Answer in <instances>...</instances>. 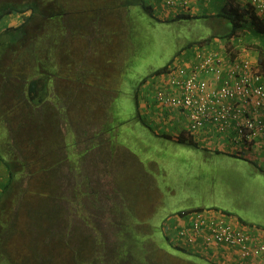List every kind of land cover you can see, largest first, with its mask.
I'll list each match as a JSON object with an SVG mask.
<instances>
[{
  "label": "rangeland",
  "instance_id": "374dc122",
  "mask_svg": "<svg viewBox=\"0 0 264 264\" xmlns=\"http://www.w3.org/2000/svg\"><path fill=\"white\" fill-rule=\"evenodd\" d=\"M6 1L25 0H0V3ZM123 1L41 0V9L45 12L49 23L44 25L43 17H35L27 25L28 37L2 51L0 58V151L6 154L9 150L12 159H18V162L12 161L19 165L16 170L14 169V174L16 176L20 173L17 185L21 191L45 194L50 198V204L64 208L73 219H76L70 225V231L77 225L82 230V239H89L95 234L94 228H96L99 236H93L91 243H86L88 247L92 244L91 248L89 247L91 253L96 251L95 255L103 256L104 263L98 262V264H116L113 258L115 247L125 238L118 236L119 230L128 225L126 230L128 235L132 236L131 229L136 224H140L135 218L143 222L147 221L146 224L151 223L156 228L161 226L167 212L178 206H183L181 209L188 207L191 209L203 202H211L220 207H223V204L230 207L238 203L243 208L251 209L257 203L256 197L251 195L250 186L231 181L234 176L230 177L232 175L230 171L234 165L232 162L229 163L228 159H225L221 166L215 160L216 177L214 179L210 170L209 176L201 172L203 168L197 166L196 162L194 169H192L194 163H184L182 178L174 182L175 186H172L171 184L174 183L168 178L174 177L175 169L181 168L176 167L179 158L172 156H178L173 151L177 149L175 147H171L172 150L168 153L164 149H157L158 153L137 155L138 158L132 159L128 169L119 172L128 174L123 186L122 182L117 184L115 181H98L100 175L98 178L97 172L101 166L97 167L98 160L94 157L95 152H89L85 146L89 145V141L98 134L100 140H105L107 145L109 144L108 140L111 139L103 133L100 134L99 127L109 124L107 130L112 133V130L120 125L121 119L111 117L110 120L106 117V111L120 104L126 112L125 115L129 111L132 112V106L137 107V104L133 102L132 92L140 79V74L145 75L147 70L170 66L177 60L184 61L182 58L189 49L187 46L189 42L200 40L213 31L211 24H207L205 19L200 18H182L166 23H160L158 20L156 22L154 18L148 19L144 14L140 15L139 12L143 9L137 11V7L132 10ZM151 1L154 2V0H148V2ZM158 1L160 0H156L157 3ZM60 7L66 10L64 15L48 17ZM21 19L22 17L18 14L2 18L0 32L4 28L19 24ZM135 31L138 33L136 34ZM126 34L134 36L127 41L123 38ZM141 38H143L142 43L138 44L135 51L138 55L135 61L136 70H133L132 64L129 70H123L124 86L115 89L120 103L109 105V97L106 96L102 100L99 95L100 82L91 84L94 86L88 85L87 79L90 76L87 74L95 73L96 75L100 73V69L106 73L109 72L114 67L116 56L120 57L127 51L124 49L126 43L136 48L135 42ZM183 46L188 48L181 52ZM32 47L34 57L33 54L30 55ZM133 52L129 50L127 55ZM35 58H37L36 61ZM130 62V57L125 60V64ZM36 63L39 67L37 71L34 67ZM53 63L57 64L55 70L58 74L53 85L49 87L43 101L35 104L34 107H29L22 84L35 74L46 69L52 70ZM21 71H23L22 74ZM114 72H117L115 68ZM147 75L148 73L145 76ZM142 83H139L138 89ZM65 95H68L69 99L65 98ZM157 100L162 104L156 97ZM12 106H15L13 109L17 108V111L12 112L10 110ZM101 109L104 111L102 115ZM94 111H98V116L92 118V115H95L92 113ZM182 114L185 115V113ZM141 127L145 130V127ZM206 129H209V123ZM193 131L197 134L196 130ZM121 136L122 133L119 137ZM127 137L118 145H137L134 144V138L137 137L135 134L128 140ZM166 139L163 143L154 137H149L146 145H181ZM186 144L196 145L195 142ZM92 145H105V143L99 141ZM179 150L181 155L193 152L192 149L187 148H179ZM43 154H46L44 158ZM152 157L157 159L159 157L164 163L172 166L171 172L166 169L167 180L164 182L166 187L162 189L167 198V205H162L159 209L156 207L158 212L154 214L140 212L154 208L139 205V198L142 195L153 197L152 192L156 191L153 180L160 178L159 174L150 172L148 163ZM103 166L101 171L109 168L111 172H114L111 164H107V167ZM219 169H221V179L218 174ZM186 170L191 171L190 174L185 173ZM173 187L174 191L168 192ZM256 188L254 186L255 190ZM46 196L44 198H47ZM173 196L177 197L178 201L172 200ZM139 233L140 231L137 234ZM73 240L76 242L75 239ZM99 242H101L98 246L100 249L97 248ZM159 256L160 254L156 258L159 259ZM161 260H168V264H190L188 261L173 257L164 256Z\"/></svg>",
  "mask_w": 264,
  "mask_h": 264
},
{
  "label": "crops",
  "instance_id": "0c3cea01",
  "mask_svg": "<svg viewBox=\"0 0 264 264\" xmlns=\"http://www.w3.org/2000/svg\"><path fill=\"white\" fill-rule=\"evenodd\" d=\"M146 1L148 2V0ZM160 1H158V3L156 2V0H154V2H149L153 5L157 17L160 19H172L179 14L201 15L217 13L220 12L223 7L228 6L230 0H192V8L190 9V11H176L172 9V11L168 10L167 12L162 9V4H159ZM129 8L135 10L134 8L136 7L130 6ZM138 10H140L139 7L137 8V11ZM141 14L142 13L140 12V15ZM146 18L151 19L147 15ZM212 30L214 29L212 28ZM213 32L214 31H211L209 35L205 36L204 38L211 36ZM253 32L254 31H251L248 36L243 38V40L242 38L236 39L238 41L233 40V52L234 54H236V51L244 53L245 56L250 59V62L254 65L255 68H258L259 72L262 74L263 78L261 79L260 83H262L264 86V72H262L260 70V67H258L260 50L263 51L264 55V32L261 33L257 31L255 32V34ZM135 33L137 34L138 32L135 31ZM133 36L134 35L126 34L123 35V38L127 41H130ZM142 39L143 38L135 42L136 48L134 46H129L128 43H126L127 45L124 46V49L127 51L123 52V55L120 57L116 56L114 67L109 72L106 73L104 72V70L102 71V69H100V73H97L96 75L95 73H91L95 77H88V85H95L100 82V85H98L99 95H101L102 100L106 96L109 97V105L113 106L114 103H120L119 98L117 97L118 93L115 89L124 86L123 70H129L131 64L133 70H136L135 61H137L138 55H136L137 53L135 51L138 44L142 43ZM250 40L256 43V45H260L261 49L259 50L258 47H252L253 49L247 47L245 43L246 41ZM223 44L224 41L222 39L220 40L217 38H213L209 43L203 46L194 44V47L191 48L192 46H189L188 50H186L188 48L186 47L182 50V52L186 50V54L183 56L182 60L186 61L189 65L197 62V60H199V55L196 53L198 51V47H201L203 50L207 47L206 50L208 51L212 50L218 54L225 55L226 51H224L225 49L223 48V46L221 47V45ZM129 50H132L134 52L127 55V52L129 53ZM125 54L127 56H124ZM129 57L131 58V62L129 64H125V60ZM229 65L230 62L227 59H223V71H226ZM114 68L117 70L116 73L114 72ZM157 69L158 68H156L155 70H147L145 71V75L147 73L149 75ZM145 75L140 74V79L137 81L136 87L133 89V102L137 104V107L132 106V112L129 111V113L125 115L126 112L123 110L120 104H116L111 109L107 108L108 110L106 111V117H108L110 120L111 117L121 119V121L119 122L120 125L117 126L118 128L112 130V133L108 132L107 130L109 124L104 127H101L100 125L99 127V133H103L104 136L111 139L108 140L109 144L107 145L105 140H100V136L98 134L94 135V137L89 141V145L85 146V149L89 152H95L94 157L97 158L96 160H98L97 167L101 166L97 172L98 178L100 175V179H98V181H115L117 182V184L122 182L121 185L123 186L124 179H127L128 174H121L119 173L120 170L128 169V165H130L132 159L138 158L137 155L139 156V154L143 155L145 153H158L156 152L157 149H164L168 153L171 152V147L177 148L173 151H175L178 156H172L179 158L177 160L178 164H176V167L181 168L175 169L174 177L171 176L170 178H168L172 183H176L178 179L182 178V165L184 163H194L192 165V169H194L196 168V162L197 166L203 168V170L201 169V172H204L206 176H209L208 172L210 170L211 176L214 179L216 177L215 160L217 161L218 165L221 166L224 163V160L228 159L230 160L229 163L232 162V164L234 165L233 169H231L230 171L232 173L230 177L232 178L234 176L231 181H236L238 183H241V185L250 186L251 195H254V197H256L257 203L253 205L251 209L243 208L238 203L235 205H231L230 207H228L226 204H223V207H220L215 204H211V202H203L202 204H198L197 206L195 205V208L191 209H189V207L187 209H181V207L183 206L174 207L172 210L167 212L166 216L162 220L164 230L166 229L165 223L167 222L168 218L177 213H180V211L193 210L197 208L220 209L225 212L233 213L241 221L249 225L260 226L264 228V142L260 141L255 145H243L242 143L235 142L233 140V135L221 133L214 129L210 130V128L204 129L203 132L195 134L194 131H192L190 128V121L186 115L182 114L177 109H173L161 104L160 102H158V100L156 101V94L153 85L142 83L140 89L137 88L139 83L143 82L144 79H146V77L148 76ZM206 77L210 79L211 82L217 84L219 81H223L222 79L225 78V75L218 77L215 73H208L206 74ZM96 81L97 83H95ZM116 107L118 109H115ZM101 110L102 111H100V114L102 115L104 111L103 109ZM92 113H95V115L91 114L92 118L98 116V111H94ZM141 126L145 127V130H143ZM146 130H151L154 133H147ZM120 133H122L121 137H119ZM133 134L137 136L134 138V144L137 145H130L129 143V145H118L119 142H123L124 139H126V136H128V140ZM140 134H143L144 136H139ZM149 137H154L157 141H161L163 143L167 140L166 138H168L169 140L181 143V145H146ZM99 141L105 143V145H92L93 143H98ZM190 141H193V143L195 142L196 145L186 144ZM179 148L192 149L193 152L189 153L188 155H181ZM123 155H125L126 157H124ZM107 164L112 165L111 168L112 171L114 170V172H111L109 168V171L107 170V168H104L103 171H101L102 166L105 165V167H107ZM148 165L150 172L159 174L160 178L159 180L157 178L153 180V184L155 185L156 190L152 192L153 197L149 198V195H142L141 198H139V205L142 207H153V210L146 209L140 212L154 214L158 212V210H156V207L159 209L160 206L167 205V198L162 192V189L166 187L164 186V182L167 180V178H165V175L167 173L166 169H169L171 172L172 166H170L169 163H164L163 160L159 157L158 159L157 157H152ZM190 172L191 171L187 172L186 170L185 173L190 174ZM220 172L221 169H219L218 172L219 176L221 175ZM7 174L8 172L6 169V165L4 164V161L0 159V191L7 182ZM221 178L222 176H220V179ZM175 183L171 185L175 186ZM254 186L257 187L256 190L254 189ZM172 191H174V187L168 192ZM145 196L148 197L145 198ZM172 200L178 201L177 197L175 196L172 197ZM214 261L220 264H226L223 261Z\"/></svg>",
  "mask_w": 264,
  "mask_h": 264
},
{
  "label": "trees",
  "instance_id": "16d2710c",
  "mask_svg": "<svg viewBox=\"0 0 264 264\" xmlns=\"http://www.w3.org/2000/svg\"><path fill=\"white\" fill-rule=\"evenodd\" d=\"M40 1L41 0H25L22 2L6 1L0 3V20L6 16L15 14L22 17L19 24L4 28V30L0 32V58L2 51L10 48L27 36V25L35 17H43L44 25L49 23L45 17V12L41 9ZM123 2L126 6L143 9V12L141 11L142 14H145V16L147 15L151 19L154 18L156 22L158 20L160 23L175 21L182 18L205 19L206 23L211 24V27L214 29L213 34L207 38L189 43L187 45L188 47L193 46L195 43L203 46L209 43L213 38H217L224 41V44L221 45V47L223 46L225 49L224 51H230L233 49V40L238 38H242L243 40L251 31H254V34L257 31L261 33L264 32V20L256 14L253 8L251 6H241L233 0H230L228 6L223 7V9L217 13L201 15L179 14L170 20L165 19L167 21L158 19L153 5L146 0H124ZM65 12L66 10L60 7L56 12L48 15V17H53L57 14L64 15ZM245 44L249 48L258 47L259 50L261 49L260 45H256V43L251 40L246 41ZM185 48L186 46L181 49V52ZM33 53L34 49L32 47V50L30 49V55ZM50 55L53 54L50 53ZM32 56L34 57V54ZM263 57V51L260 50L258 67H260L262 72H264ZM36 60L37 58H35V61ZM56 65L57 64L54 65L53 63L54 67ZM34 67L36 71L39 69L37 63ZM168 67L169 65L157 69L149 75L167 71L166 69ZM51 72L52 70L46 69V71L35 74V76H31V78H27L25 83L22 84V86H24V94L27 97L26 103L29 107H34L35 104H39L47 96L49 87L51 86L49 79L53 76ZM22 73L23 71H21V74ZM219 84H221V81L215 86ZM14 107L15 106H12L10 109L12 112L17 111V108L13 109ZM213 129L216 130L215 128ZM217 131L226 133L225 131ZM227 134L233 135V133ZM190 142L193 143V141ZM0 153V159L4 161L8 172L7 182L0 191V264L104 263L103 256L101 254L95 255L96 251L91 253L89 247L91 248L92 244H89L88 247L86 243L90 242L93 236H99V232L96 231V228H94L95 234L89 239H82V230L77 225L70 231V225L76 219H73L70 213H67L64 208L50 204V198L45 194L21 191L17 185L20 180V173L16 176L14 174V169L16 170V167L19 165L13 163V161L15 160L18 162V159L13 160L9 150L6 154H2L1 151ZM45 155L46 154H43V158ZM50 169L49 167V170ZM44 196L47 198H44ZM52 207H55V209H51ZM187 211L190 210H183L180 212L185 213ZM135 220L140 224L133 226L131 229L133 232L132 236H129L126 230L128 225L121 227L119 230L118 236H124L125 238L120 240L118 246L115 247L113 258L116 264H168V260H161L164 256L188 261L190 264H219L204 255L191 252L177 245L171 240L166 230H164L162 225L163 222H161V226L156 227L158 228L156 229L151 223L148 225L145 221H140L139 218H135ZM243 223L247 224L245 222ZM139 231L140 233L137 234ZM73 239H75L76 242H74ZM93 242L92 240V243ZM100 245L101 242L97 245L98 249H100L98 247ZM158 254H160L159 259L156 258ZM90 256L92 257L90 258Z\"/></svg>",
  "mask_w": 264,
  "mask_h": 264
},
{
  "label": "built area",
  "instance_id": "2783aa9c",
  "mask_svg": "<svg viewBox=\"0 0 264 264\" xmlns=\"http://www.w3.org/2000/svg\"><path fill=\"white\" fill-rule=\"evenodd\" d=\"M251 6L264 20V0H233ZM164 11L192 8V0H161ZM207 48V47H206ZM198 47L199 60L192 65L177 60L170 68L152 76L157 99L189 118L191 130L233 133L243 145L264 142V86L262 74L244 53L225 55ZM223 59L230 62L223 71ZM225 75L221 84L206 77ZM166 232L177 245L211 260L226 264H264V228L244 224L236 215L216 208L177 213L167 219ZM168 230V231H167Z\"/></svg>",
  "mask_w": 264,
  "mask_h": 264
},
{
  "label": "flooded vegetation",
  "instance_id": "af4514ba",
  "mask_svg": "<svg viewBox=\"0 0 264 264\" xmlns=\"http://www.w3.org/2000/svg\"><path fill=\"white\" fill-rule=\"evenodd\" d=\"M51 73H52L53 76L49 79V82L51 83V85H53L54 80H55V77L58 75V74H57V71L55 70V67L52 68V72H51ZM87 75L90 76V77H95V76H94L93 74H91V73H90V74H87Z\"/></svg>",
  "mask_w": 264,
  "mask_h": 264
},
{
  "label": "clouds",
  "instance_id": "9594fccd",
  "mask_svg": "<svg viewBox=\"0 0 264 264\" xmlns=\"http://www.w3.org/2000/svg\"><path fill=\"white\" fill-rule=\"evenodd\" d=\"M232 50H233V49H232ZM172 65H173V64H171L170 66H172ZM170 66H169L166 70H168V69L170 68ZM164 72H165V71H164ZM160 73H163V72H160ZM156 74H158V73H153L152 75L147 76L146 79H144L143 83H144V84H149V79H150L152 76L156 75ZM65 98H68V95H65ZM91 102H93V99H91ZM91 105H92V103H91Z\"/></svg>",
  "mask_w": 264,
  "mask_h": 264
}]
</instances>
